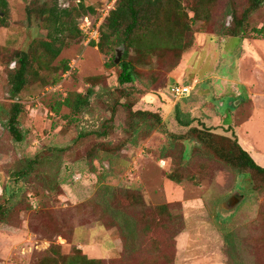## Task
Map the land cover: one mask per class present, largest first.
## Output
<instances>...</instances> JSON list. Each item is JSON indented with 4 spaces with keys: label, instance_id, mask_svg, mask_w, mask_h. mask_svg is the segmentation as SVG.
Listing matches in <instances>:
<instances>
[{
    "label": "rangeland",
    "instance_id": "1",
    "mask_svg": "<svg viewBox=\"0 0 264 264\" xmlns=\"http://www.w3.org/2000/svg\"><path fill=\"white\" fill-rule=\"evenodd\" d=\"M81 1L85 10L79 0H8V27H0V196L8 194L10 201L3 202L0 213V264H61L75 248L92 259H103L102 264H264V179L239 175L203 147L191 129L206 136L214 133L208 142L213 139L222 147L232 145L223 137L237 138L226 129L207 127L205 117L187 118L193 114L186 112L191 106L175 105L181 99L172 91L190 88L197 75L200 80L212 78L208 74L216 69L223 77L237 74L241 67L249 72L254 61L260 66L256 56L264 58V48L255 41L264 45V37L256 32L264 27V4L252 11L253 0H234L238 19L250 14L244 21L250 49L243 48L247 41L218 35L229 17V1L222 0L209 23L192 22L193 46L178 68L173 69L177 56L164 53L136 65V81L121 85L124 51L117 49L121 60L114 65L119 54L103 55L82 30L89 27L87 17L95 30H105L117 0ZM55 6L67 24L66 34L60 35L67 45L53 64L34 62L29 85L14 97L8 62L18 53L33 57L36 48L35 56L40 57L37 43L57 37L55 24L48 21ZM189 15L193 17L190 11ZM100 39L101 33L96 43ZM215 58L221 61L220 68ZM185 65L191 68L182 69ZM89 94V105L78 113L63 105L68 97ZM218 102L221 111L208 109L228 124L243 117L250 106L244 102L240 107L237 101L234 107L227 97ZM14 104L24 111L22 143L15 142L9 131ZM177 109L182 122L192 121L191 128L181 124ZM147 111L159 114L162 123L134 116ZM260 142L264 147V137ZM100 146L109 152L90 160ZM186 149L189 158L184 161ZM45 157L52 162H43ZM171 175L182 183H171ZM56 183L61 187L55 188ZM122 191L138 199V209L127 202L124 206L142 220V228L151 230L139 242V250L125 256L117 227L107 232L103 224L113 225L111 214L105 219L98 205L107 195L117 209Z\"/></svg>",
    "mask_w": 264,
    "mask_h": 264
},
{
    "label": "trees",
    "instance_id": "2",
    "mask_svg": "<svg viewBox=\"0 0 264 264\" xmlns=\"http://www.w3.org/2000/svg\"><path fill=\"white\" fill-rule=\"evenodd\" d=\"M79 1L81 2L80 7L85 10L82 1ZM221 1L222 0H117L116 8L110 12L109 17L107 18L105 30L100 32V42H93V45L99 48L100 52L106 56H110L117 52V49L123 50L124 58L119 65V68L121 69L119 83L121 85L133 84L136 81V65H142L152 57L163 55L164 53L173 54L174 56H177V63L176 65H173V69L178 68L184 57L183 54L193 46L194 32L192 22L203 21L209 23L212 20L213 12L216 9L217 4ZM228 1L226 16L229 17L227 18L226 25H222L218 35L232 38L241 37L244 39V21L248 20L250 14L246 12L241 19H238L234 0ZM253 1L254 4H252V11L256 10L259 5L264 4V0ZM186 6H188L189 9ZM87 10L91 13L95 12L93 8ZM189 11L193 13L192 18L189 15ZM8 19L9 2L8 0H0V27H8ZM49 19H51V22L56 26L57 37L50 35L48 41H40L37 43L40 57L35 56L37 51L36 48L34 49L35 57H32L29 53L23 52L16 54V56H13L8 62L9 82L12 87L11 94L14 97H18L22 94L29 85V78L33 74L34 62L44 61L43 63L45 64H53L60 57L67 45L65 36L63 38L61 37L67 32V24L63 21L61 14H59L57 6L50 10L48 21ZM230 19L233 23H230ZM256 32L264 37V27ZM120 52L118 51L117 53L119 54ZM132 52L135 54V58L132 57ZM116 60L117 59H114V65L116 64ZM68 71L69 67L66 65L64 72ZM55 82H58V79L55 80ZM91 95L92 94L85 96L75 95V99L68 97L63 105L73 112L78 113L82 108L89 105ZM178 109L176 117L182 122V119L178 116ZM23 112L21 105L14 104L9 115V131L17 143H22L25 140V136L20 129V117ZM136 115L151 117L154 118L155 122L158 124L162 123V119L157 113L147 111L134 113V116ZM181 124L191 128L192 121L188 120ZM199 130L200 129L197 130V128L191 129V132L195 134L197 133L202 141L200 142L202 146L211 150L212 153L216 154V156L219 157L221 161L225 162L227 166L233 168L236 173L239 175L254 174L264 179V167L258 166L251 155L242 148L237 139L231 140L228 139V137H223L226 142H229L230 145L232 144V148L222 147L216 145L213 139H210L208 142L207 138L215 136L214 133L209 131L208 133L212 135L206 136L201 134ZM133 131L134 134L137 133V127H134ZM120 151L122 150H119V152ZM104 152L109 151L101 146L95 148L94 153L90 154L92 156L90 160H92L94 156H101ZM59 153L66 155V151H61ZM187 153V149L182 152V159L184 161L189 158ZM63 157L64 156H62V158ZM50 159L51 158L45 157L43 162L50 164L52 162V159ZM36 162L38 163V160H36ZM36 162L33 161L32 164H35ZM92 162L90 164H92ZM28 168H31V166L29 165ZM61 172L62 170H60V174ZM168 179L177 184L182 183L181 180H178L172 175L169 176ZM58 184H60L59 179ZM58 184L56 183L55 188L61 187ZM7 189L8 188L6 187V190ZM109 191L111 190L109 189ZM112 192H114V189ZM122 193L121 200H117L119 201L117 203V209L112 207L113 204L109 201L110 197H107V195L102 197V205L99 203L98 205L102 207L101 210L105 215V219H108L110 216L109 214H111V218L114 222L113 225L107 226L105 224L106 222L103 224L107 231L116 229L117 227L120 239L124 242V252L122 255L125 256L127 253L130 254L132 252H137L139 250V242L145 237L151 235V230L148 228H142V220H140L137 215L129 213L128 207L124 206L127 202L136 210L140 206L138 199L130 195L129 191H122ZM116 198L118 199V196H116ZM113 200L114 198H112V201ZM6 201H10L8 194L0 196V213L3 212V202ZM229 243L234 245L235 242L232 239H229ZM75 250V254L64 256V261L61 264H102L104 261L103 259L90 258L81 249L75 248ZM48 254H56V251H49Z\"/></svg>",
    "mask_w": 264,
    "mask_h": 264
},
{
    "label": "crops",
    "instance_id": "3",
    "mask_svg": "<svg viewBox=\"0 0 264 264\" xmlns=\"http://www.w3.org/2000/svg\"><path fill=\"white\" fill-rule=\"evenodd\" d=\"M228 38L235 39L232 37ZM228 38L226 37L224 39L227 40ZM224 39H222V41H224ZM236 39L247 41L246 43L244 42L243 48L250 49L251 45H249L247 38L242 39L239 37ZM207 43L208 41L206 38L204 47H206ZM255 43L257 46L264 48L263 43H260V41H255ZM216 44L218 47V43ZM256 57L262 61V64L259 66L260 63L254 61V66L247 69L249 72L244 70L246 67H241L243 61L239 62L241 70L237 74L230 72L231 75L228 74L221 77L218 74L219 70L216 69L215 73L208 74V77H212L209 79L200 80L197 75L193 78L194 84L191 86L188 85L193 90L192 95L181 98L180 102L175 103V105H178L180 108H182L184 104L191 106L189 107V110L187 109L188 111H186L187 113L190 111L193 113L191 115L189 113V115H186V117L191 120L192 118L202 119L205 117V120H202V122H204L207 127L221 128L230 131V136L234 135L237 138L239 144L248 152V154L251 155L258 166L264 167V147H261L263 144L260 142L264 137V97H262L264 96V58L261 59V55L258 53ZM215 61H217V58H215ZM220 65L221 61L218 60L217 67L220 68ZM185 68L188 69L191 68V66L185 65L182 69ZM212 80L218 84L211 83ZM183 84L185 83L183 82ZM196 84H198V88ZM199 96H202V98L199 99ZM226 97L229 100V103L234 107L237 106L238 103H241V107L244 105V102H247V104L250 105L249 107H246V114L239 119L236 118L231 124L225 122L224 117H221L219 114L215 115L210 113L211 111L209 110L218 107V112L221 111V104L218 101L219 99ZM215 100L216 102H214ZM237 101L240 102L236 104L235 102ZM217 102L219 105H217ZM214 103H216V105ZM205 104L208 106L207 108H205ZM190 108H192L193 111Z\"/></svg>",
    "mask_w": 264,
    "mask_h": 264
},
{
    "label": "built area",
    "instance_id": "4",
    "mask_svg": "<svg viewBox=\"0 0 264 264\" xmlns=\"http://www.w3.org/2000/svg\"><path fill=\"white\" fill-rule=\"evenodd\" d=\"M85 22L88 24L89 27H87L88 29L85 31L84 28H82V30L88 34L89 39L91 40V42L99 41V37H100V27H98V29L95 30V27L93 25V22L90 23V18H86ZM84 27H86V25H84ZM173 93L175 94L176 97L178 98H184L187 96L191 95V92L193 91L191 88L188 87H182V86H178L172 89Z\"/></svg>",
    "mask_w": 264,
    "mask_h": 264
},
{
    "label": "water",
    "instance_id": "5",
    "mask_svg": "<svg viewBox=\"0 0 264 264\" xmlns=\"http://www.w3.org/2000/svg\"><path fill=\"white\" fill-rule=\"evenodd\" d=\"M120 60H121V52L119 53V56H118V58H117V60H116V63H120ZM233 206H236V205L233 204Z\"/></svg>",
    "mask_w": 264,
    "mask_h": 264
}]
</instances>
